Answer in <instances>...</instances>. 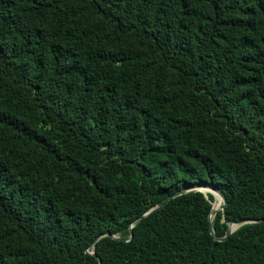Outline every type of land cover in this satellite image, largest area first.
<instances>
[{"label": "trees", "instance_id": "16d2710c", "mask_svg": "<svg viewBox=\"0 0 264 264\" xmlns=\"http://www.w3.org/2000/svg\"><path fill=\"white\" fill-rule=\"evenodd\" d=\"M203 183L264 219V0H0V264H264Z\"/></svg>", "mask_w": 264, "mask_h": 264}, {"label": "water", "instance_id": "95a60500", "mask_svg": "<svg viewBox=\"0 0 264 264\" xmlns=\"http://www.w3.org/2000/svg\"><path fill=\"white\" fill-rule=\"evenodd\" d=\"M204 189H208V190L210 191L209 193L212 194L213 197L215 196V194H217V195L220 197L222 203H221V206L219 207L218 210H221V211H222V210L225 208L226 204H227V202H226V200H225V197H224L223 193H222V192H221L216 186L211 185V184H207V183H203V184L195 185V186H192V187H189V188H186V189H181V190H179V191H176L175 193H173V194L167 196V197L164 199V201L162 202V204H161L160 206H158L157 208H155V209L162 208V207H163L167 202H169L171 199H174V198H176V197H178V196H180V195H182V194H186V193H188V192H201L202 194H205V193H204ZM214 200H215V197H214ZM153 210H154V209H153ZM218 210L213 211V209L211 208L210 213H209V217H208V218H209V221H210V223H209V231H210V234H211V235L213 236V238H214L215 240H217V241H224L225 239L228 238V236H229L234 230H236L238 227H240L241 225H243V224H245V223L264 222V219H256V220H254V219H242V220H239V221H237V222H230V223L228 224V226H227V229H226V232H225L224 237H222V238H218V237H216L215 234H214V230H213V228H212V223H211V221H212V219H213L215 213H216ZM151 211H152V210L148 211V212L145 213L142 217H145V216L148 215ZM211 215H212V217H211ZM142 217H141V218H142ZM129 230H130V235H129V237H128V238H121L120 240H122V241H128V240H130V239L132 238V226H130V229H129ZM106 236H110V237L116 239V237H114L113 235H110V234H108V233H106ZM98 239H99V237H97V238L94 240L93 243H95ZM90 247H93V245L90 246ZM90 254H92V255H94L95 257H97V255L94 253V251H92ZM98 262H99V264H101V260H100V258H98Z\"/></svg>", "mask_w": 264, "mask_h": 264}, {"label": "bare ground", "instance_id": "6f19581e", "mask_svg": "<svg viewBox=\"0 0 264 264\" xmlns=\"http://www.w3.org/2000/svg\"><path fill=\"white\" fill-rule=\"evenodd\" d=\"M210 191L208 190V189H204V193H209ZM215 202L213 203V205H212V209H213V211H216V209H217V206H218V202H217V200H218V195L217 194H215ZM211 217H212V215H211Z\"/></svg>", "mask_w": 264, "mask_h": 264}, {"label": "rangeland", "instance_id": "374dc122", "mask_svg": "<svg viewBox=\"0 0 264 264\" xmlns=\"http://www.w3.org/2000/svg\"><path fill=\"white\" fill-rule=\"evenodd\" d=\"M208 193H205L204 195H205V197H206V195H207ZM220 201H221V199H220ZM215 202V200L212 202V205H213V203Z\"/></svg>", "mask_w": 264, "mask_h": 264}]
</instances>
